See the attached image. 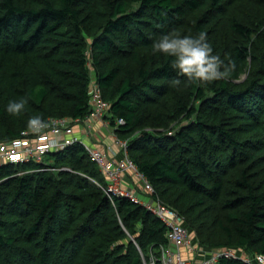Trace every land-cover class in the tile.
Masks as SVG:
<instances>
[{
    "label": "trees",
    "instance_id": "trees-1",
    "mask_svg": "<svg viewBox=\"0 0 264 264\" xmlns=\"http://www.w3.org/2000/svg\"><path fill=\"white\" fill-rule=\"evenodd\" d=\"M173 30L206 32L230 78L172 86L152 42ZM92 77L129 159L198 245L264 254V0H0V142L29 115L87 116ZM90 178L104 183L78 143L1 165L0 264H144L168 247L158 216Z\"/></svg>",
    "mask_w": 264,
    "mask_h": 264
},
{
    "label": "built area",
    "instance_id": "built-area-1",
    "mask_svg": "<svg viewBox=\"0 0 264 264\" xmlns=\"http://www.w3.org/2000/svg\"><path fill=\"white\" fill-rule=\"evenodd\" d=\"M89 94L91 111L84 118H51L47 121L48 126L39 134L26 130L21 133L19 138L0 142V166L5 162H23L29 159L41 162L45 154L78 143L97 164L104 177V183L93 178L90 179L101 187L111 200L113 197H126L150 210L166 224V234L170 244L166 248H161V253L157 258L151 255L148 262L144 261V264H216L222 257H239L248 264H264V254L262 253L251 256L240 255L232 249H206L200 247L196 240H192L190 232L184 226L183 217L155 195L151 183L129 159L126 140L118 139L114 128L105 119L108 105L103 101L100 87L94 77L91 78ZM94 118L111 134L113 143L107 144L104 149H100L93 142L74 132L75 126L80 125L84 136L91 137L92 119ZM117 123L123 124V118H119ZM127 170L139 178L144 193L124 186ZM141 193L146 195V198H141L139 196Z\"/></svg>",
    "mask_w": 264,
    "mask_h": 264
},
{
    "label": "clouds",
    "instance_id": "clouds-1",
    "mask_svg": "<svg viewBox=\"0 0 264 264\" xmlns=\"http://www.w3.org/2000/svg\"><path fill=\"white\" fill-rule=\"evenodd\" d=\"M153 54H164L171 59V68L175 75L170 78L172 86L181 85V77L187 82L201 86L217 80H226L232 75L234 64L226 62L214 51L207 39V33L199 31L195 35H181L176 31L164 32L152 42ZM27 96L9 99L5 110L14 117L25 114ZM48 126L41 115H29L27 130L39 134Z\"/></svg>",
    "mask_w": 264,
    "mask_h": 264
},
{
    "label": "crops",
    "instance_id": "crops-1",
    "mask_svg": "<svg viewBox=\"0 0 264 264\" xmlns=\"http://www.w3.org/2000/svg\"><path fill=\"white\" fill-rule=\"evenodd\" d=\"M92 126H93V130H92L91 137H88V136L85 137L84 136L82 126H80V125L75 126L74 132H75V134H78L79 136L84 137L86 140L93 142L100 149H104L105 146H107V144L113 143L111 136H109V134L107 132L108 130H106V128L104 126H102L96 118L92 119ZM124 186L131 187V188L137 190L138 192H142V188L140 185L139 178L130 170H127V175L125 177V185ZM142 193H144V192H142ZM142 193L139 194V196L141 198H146V195H144ZM190 237L192 240H195L194 234L192 232H190Z\"/></svg>",
    "mask_w": 264,
    "mask_h": 264
},
{
    "label": "rangeland",
    "instance_id": "rangeland-1",
    "mask_svg": "<svg viewBox=\"0 0 264 264\" xmlns=\"http://www.w3.org/2000/svg\"><path fill=\"white\" fill-rule=\"evenodd\" d=\"M108 132V131H107ZM109 136L111 135L110 132H108Z\"/></svg>",
    "mask_w": 264,
    "mask_h": 264
}]
</instances>
